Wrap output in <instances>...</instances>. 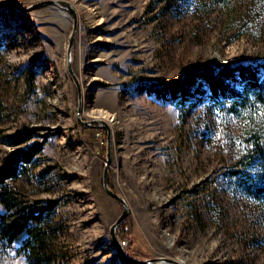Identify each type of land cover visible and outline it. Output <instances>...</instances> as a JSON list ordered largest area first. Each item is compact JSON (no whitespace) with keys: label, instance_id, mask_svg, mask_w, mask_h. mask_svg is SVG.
<instances>
[{"label":"rangeland","instance_id":"1","mask_svg":"<svg viewBox=\"0 0 264 264\" xmlns=\"http://www.w3.org/2000/svg\"><path fill=\"white\" fill-rule=\"evenodd\" d=\"M67 1L81 98L67 68L71 13L0 0V167L40 145L6 184L13 212L45 207L0 245V264H133L110 233L122 204L103 186L102 111L113 115L108 186L129 207L115 234L130 257L264 264V204L231 176L255 136L264 143V103L243 109L211 84L237 89L241 68L263 71L264 0ZM24 128L33 136L12 144Z\"/></svg>","mask_w":264,"mask_h":264},{"label":"trees","instance_id":"2","mask_svg":"<svg viewBox=\"0 0 264 264\" xmlns=\"http://www.w3.org/2000/svg\"><path fill=\"white\" fill-rule=\"evenodd\" d=\"M2 40L3 36H0V44ZM238 73L240 87L237 89L225 86L220 83L218 78L211 77L214 93L237 99L243 109L248 108L251 102L264 103V68L262 72L256 69L241 68ZM173 88H176L175 91H181L184 95L189 91L187 86ZM33 131L34 128L19 129L12 135L10 142L12 144L25 142L33 136ZM40 147V145H32L25 151L14 153L8 156L5 165L0 167V204L5 210V212L0 210V245L4 248L17 239L24 230H28L30 222L40 218L39 213L45 209V207H38L34 210H27L25 207H21L17 212H13L14 204L11 200L14 196L6 184L8 178L15 175L14 164L21 159L30 160L35 153L40 151ZM243 159V165L231 171L232 179L235 180L237 187L248 196L264 204V143L260 141L259 136H255L252 151Z\"/></svg>","mask_w":264,"mask_h":264},{"label":"water","instance_id":"3","mask_svg":"<svg viewBox=\"0 0 264 264\" xmlns=\"http://www.w3.org/2000/svg\"><path fill=\"white\" fill-rule=\"evenodd\" d=\"M11 1H12L13 5L15 7H17V9L22 10V11H28V10H31V9H34V8H37V7H40L42 5H46V4H55V5H58L62 8H64V9H67L71 13V15L73 17V29H72V32L70 34V38H69V42H68V46H67V68H68V71H69L71 77L75 81V84L77 86L78 93H79V98H81L80 97L81 96L80 95L81 89H80L79 80L77 79V77L73 71L72 62H71V48H72V44H73V40H74V34H75V30H76V26H77V20H78V16H77L75 6L67 0H40V1H37L35 3L30 4L28 6H22L16 0H11ZM95 122H97V123H95ZM94 123L95 124H93V125L98 126V127L103 126L107 130V156H106L107 158H106V163L104 166V173H103L104 189L110 196L117 199L122 204V212L117 217L115 222L112 224L111 230H110L112 240L115 243V245L117 246L120 254L128 263H133V264H148V263L181 264L179 261H177L173 258H169V257H152V258H147V259H142V260L132 258L127 254V252L125 251L123 246L120 244V242H119V240L115 234V229L124 220V218L128 215L129 207H128V204L125 201V199L120 194L113 191L108 186L107 171H108V166H109V162L111 159V147H110V140H109V126L103 120H99V121L94 120Z\"/></svg>","mask_w":264,"mask_h":264},{"label":"bare ground","instance_id":"4","mask_svg":"<svg viewBox=\"0 0 264 264\" xmlns=\"http://www.w3.org/2000/svg\"><path fill=\"white\" fill-rule=\"evenodd\" d=\"M98 117H100L101 119H104V120H106L108 122H111L113 120V115L108 113V112H104L103 113V111H102V112L99 113Z\"/></svg>","mask_w":264,"mask_h":264}]
</instances>
